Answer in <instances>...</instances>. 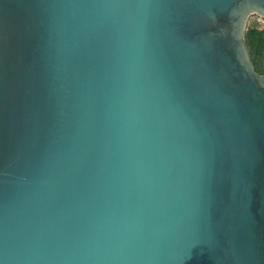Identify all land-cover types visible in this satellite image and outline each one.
Returning a JSON list of instances; mask_svg holds the SVG:
<instances>
[{"label":"water","instance_id":"obj_1","mask_svg":"<svg viewBox=\"0 0 264 264\" xmlns=\"http://www.w3.org/2000/svg\"><path fill=\"white\" fill-rule=\"evenodd\" d=\"M262 0H0V264H264Z\"/></svg>","mask_w":264,"mask_h":264},{"label":"rangeland","instance_id":"obj_2","mask_svg":"<svg viewBox=\"0 0 264 264\" xmlns=\"http://www.w3.org/2000/svg\"><path fill=\"white\" fill-rule=\"evenodd\" d=\"M252 31L264 32V17L257 12H252L248 15L245 26V41L248 34ZM249 36V35H248ZM252 47V46H251ZM249 56L252 62L258 64L257 73L264 75V51L256 50L255 48H251V53L249 51ZM253 55V58L251 57Z\"/></svg>","mask_w":264,"mask_h":264},{"label":"trees","instance_id":"obj_3","mask_svg":"<svg viewBox=\"0 0 264 264\" xmlns=\"http://www.w3.org/2000/svg\"><path fill=\"white\" fill-rule=\"evenodd\" d=\"M249 35V36H248ZM246 37V46L247 49L255 48L256 50L264 51V32H258V31H252L250 34H248ZM252 46V47H251ZM251 57L253 58V55L251 54ZM255 68V71L257 72L258 64L255 62H252Z\"/></svg>","mask_w":264,"mask_h":264},{"label":"snow or ice","instance_id":"obj_4","mask_svg":"<svg viewBox=\"0 0 264 264\" xmlns=\"http://www.w3.org/2000/svg\"><path fill=\"white\" fill-rule=\"evenodd\" d=\"M262 2H264V0H262Z\"/></svg>","mask_w":264,"mask_h":264}]
</instances>
